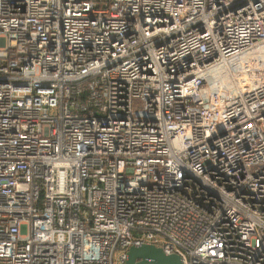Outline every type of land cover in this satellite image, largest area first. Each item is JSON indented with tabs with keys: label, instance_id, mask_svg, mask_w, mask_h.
Listing matches in <instances>:
<instances>
[{
	"label": "built area",
	"instance_id": "obj_1",
	"mask_svg": "<svg viewBox=\"0 0 264 264\" xmlns=\"http://www.w3.org/2000/svg\"><path fill=\"white\" fill-rule=\"evenodd\" d=\"M142 243L264 264V0H0V264Z\"/></svg>",
	"mask_w": 264,
	"mask_h": 264
},
{
	"label": "water",
	"instance_id": "obj_2",
	"mask_svg": "<svg viewBox=\"0 0 264 264\" xmlns=\"http://www.w3.org/2000/svg\"><path fill=\"white\" fill-rule=\"evenodd\" d=\"M123 264H184L178 253H168L154 243L132 244L125 253Z\"/></svg>",
	"mask_w": 264,
	"mask_h": 264
},
{
	"label": "rangeland",
	"instance_id": "obj_3",
	"mask_svg": "<svg viewBox=\"0 0 264 264\" xmlns=\"http://www.w3.org/2000/svg\"><path fill=\"white\" fill-rule=\"evenodd\" d=\"M144 105H145L144 100L141 98H139V99L135 98L133 101V106L135 109H137V108L143 109Z\"/></svg>",
	"mask_w": 264,
	"mask_h": 264
}]
</instances>
